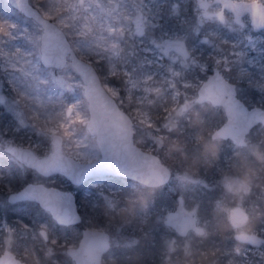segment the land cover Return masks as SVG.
Wrapping results in <instances>:
<instances>
[{
  "label": "rangeland",
  "instance_id": "374dc122",
  "mask_svg": "<svg viewBox=\"0 0 264 264\" xmlns=\"http://www.w3.org/2000/svg\"><path fill=\"white\" fill-rule=\"evenodd\" d=\"M30 2L37 7V0ZM47 4L48 0H42L40 7ZM165 4L161 0H85L86 11L62 9L60 19L68 27L58 26L78 56L101 70L104 87L117 93L115 99L134 122V142L145 151L174 159L167 190H146L124 178L75 186L63 176L43 177L31 169L30 182L72 191L84 200L90 216L99 214L119 222L111 226L112 231L103 229L110 234L113 253L133 249L138 260L147 264H264V244L235 239L236 233L264 238V126L252 129L244 147L214 140L211 133L225 121L224 112L195 101L198 88L217 68L236 85L248 107L264 108V32L253 31L250 24L242 29L232 20L198 23L193 18L198 9L191 15L187 7L176 8L180 16L168 26L159 15ZM0 19H4L1 11ZM8 22L16 27L10 38L0 37V95L4 97L0 158L14 163L19 177H24L26 167L4 152V146L28 147L43 155L49 151L48 137L39 131L45 122L63 121L65 107L77 102L79 111L87 113L88 103L69 57L62 69L41 63L36 43L41 27L26 17ZM174 41L184 42L191 57L164 53V47ZM60 78L72 85L71 91L57 83ZM73 132L87 154L80 162L98 159L95 139L81 128ZM8 180L0 174V254L8 249L22 260H36L30 256L32 246L39 243L38 231L48 230L47 216L36 210L34 225L19 224L14 218L18 204L7 202ZM176 189L186 206L196 209L204 235L179 237L164 224L165 214L177 203L169 191ZM144 196L152 199L144 201ZM107 200L113 201L112 207ZM237 206L249 218L234 229L228 212ZM25 215L21 210V216ZM60 245L57 251L45 253L53 256L52 264H64L57 258L66 250Z\"/></svg>",
  "mask_w": 264,
  "mask_h": 264
},
{
  "label": "snow or ice",
  "instance_id": "6c2138e0",
  "mask_svg": "<svg viewBox=\"0 0 264 264\" xmlns=\"http://www.w3.org/2000/svg\"><path fill=\"white\" fill-rule=\"evenodd\" d=\"M11 3L16 8L22 9L27 12L28 16L33 17L41 24L43 35L40 36L36 42L37 47L42 46L43 55L42 63L50 65L51 60L48 56V50L51 42H55L57 48H62V44L67 42L66 37L61 36V32L58 30L57 25L60 24L63 27H68L64 24V21L60 19V13L62 9L67 8H80L85 11V0H73L69 3V0H48L47 7H40L42 0H37V8L35 11L26 8L25 0H11ZM220 5L219 11L214 14V18L221 23L226 22V12L228 14H234L236 23L240 27H250L264 32V0H217ZM211 5L208 3H201L200 7L205 9L204 16L212 19L213 13L207 11ZM247 14V16H245ZM16 26L4 19H0V37H11V32ZM249 38V43H251ZM171 47V45H168ZM177 51L182 55L187 56L188 53L184 50L183 45H177ZM91 59V56L88 57ZM100 62L99 60L97 61ZM58 67H64L62 61H57ZM74 68L79 71V63L76 58H73ZM214 74L216 79H222L221 74L216 72ZM57 83L67 87L69 91L72 89L70 83H66L63 78L58 79ZM84 95L88 101L87 113H81L79 111V103L67 105L62 113L64 117L63 121H56L54 123L45 122L44 126L39 130L48 137L49 151L41 155L31 149H24L22 147H14L11 144L7 147V153L19 161L21 165L26 166L34 170L38 175L43 177L63 176L72 183H86V176L95 169L110 168L112 161L108 158V153L113 152V155L120 161H126L128 157H131L134 161L139 162L146 160L144 154L133 147V127L129 121L120 117L116 112L115 96L117 93L108 87L100 89L95 88V82L93 84H86ZM202 98L211 99L214 102L216 98L213 97L207 89L201 93ZM2 102V97H0ZM151 127V124L148 125ZM81 128L85 130L89 136L94 138L99 145V152L104 155V159L98 160L96 165H93L90 161L85 165L79 163L80 159H87V154L83 152L82 145L75 137L73 129ZM216 136H223L224 133L217 132ZM168 172L160 167L155 161L152 162V168L144 177L143 182L145 184H158L162 183L167 178ZM133 178H136L133 176ZM243 188L244 186L241 185ZM231 188V185H229ZM19 198H32L38 199L46 211L53 214L56 217V222L61 226H67L77 222L78 216L68 217L67 213L58 215V203L63 199L60 193L56 191H49L44 186L29 185L28 191L21 193L20 197H13L12 200ZM109 207L113 206V201L107 200ZM230 218L235 225L239 224L242 220V215L238 212H232ZM175 216H169L167 218L168 224L176 223ZM191 225L195 224V220L190 221ZM187 227V226H185ZM184 228H181L183 231ZM46 233L41 232V236L46 238ZM92 239L101 240L102 237L97 234H91ZM241 239H249L248 236L242 234ZM53 243H56L53 241ZM253 244H264V239L253 240ZM84 249L79 251H72L70 255L74 258H79L84 255ZM88 261L94 259L91 252L87 253ZM264 256V253H261ZM0 264H15V261L10 255L0 256Z\"/></svg>",
  "mask_w": 264,
  "mask_h": 264
},
{
  "label": "water",
  "instance_id": "95a60500",
  "mask_svg": "<svg viewBox=\"0 0 264 264\" xmlns=\"http://www.w3.org/2000/svg\"><path fill=\"white\" fill-rule=\"evenodd\" d=\"M9 5L20 12L24 17L32 20L34 23L39 25L42 29V25L39 24L38 21H36L33 17L28 16L27 12L23 11L22 9L16 8L14 4L11 3V0H6ZM198 4V8L202 11H205V9L200 7L201 3H208L207 0H196ZM214 2H217V0H214ZM25 5L26 8L31 9L32 11L36 10V6H34L30 0H25ZM235 16V15H234ZM236 21V19H235ZM58 30L61 32L62 37L67 38V42H64L62 44V48H57L55 45V42L50 43V47L48 50V56L49 59L52 61L50 65H45L42 63V55H43V50L42 46L40 47V60L41 63L46 66V67H53L55 69H62L63 67H58L57 66V61H62L64 66L67 64L68 57L70 59V65H73V58L75 57L77 62L79 63V71H77L76 68L73 69L77 72V74L80 76L82 82H83V93L85 91V85L86 84H93L95 82V88L100 89L104 87V84L101 80L100 74L97 71L96 67L89 61L81 58L78 56V54L75 52L73 49L67 35L65 34L64 30L57 25ZM254 31H259L257 29H253ZM43 35V32H42ZM41 35V36H42ZM171 47L166 46L165 51H177V45H183L184 50L188 53L186 47L182 42H174L169 44ZM180 53V52H179ZM184 56V55H183ZM187 56L184 57H188ZM216 72L221 74L219 69L213 68ZM212 70V74L209 75L206 80L200 85V87L197 90V96L195 98V101L198 103H204V102H209L213 106H219L223 109L224 114H225V121L217 127L213 132L211 133V138L212 139H225V140H230L234 145L243 147L247 145V136L248 134L252 131V129L257 126V125H262L264 126V108L259 107V106H254V107H248L242 99H240L237 96V91H236V85L227 80L222 74V79L217 80L216 76L214 74V71ZM207 89L208 92L216 98V101L214 102L211 99L207 98H202L201 93ZM85 96V95H84ZM1 97V96H0ZM87 100V98L85 97ZM115 99V98H114ZM4 98L2 97V102ZM1 103V102H0ZM88 103V101H87ZM115 106H116V112L119 114L120 117H123L127 121L130 122V124L133 127V120L131 116L120 107L118 104L117 100L115 99ZM217 132L224 133L223 136H216L215 134ZM132 139H133V147L136 148L138 151L142 152L144 156L146 157V160H141L139 162L134 161L131 157H128L126 161H120L117 160V158L113 155V152L108 153V158L112 161V166L110 168H104V169H93L87 176V182L95 181V180H100V179H106L110 177H120V178H126L129 180H133L137 183H140L141 185H144L146 187H159L163 186L167 183L170 182L171 176H172V170L169 166H167L161 159V157L153 152L145 151L142 149L139 145H137L134 142V132L132 134ZM96 141V140H95ZM96 144L99 148V145L96 141ZM9 145V144H8ZM4 148V150L7 152V147ZM12 145V144H11ZM14 147H20L17 145H12ZM24 149H30L28 147H22ZM32 150V149H31ZM33 151V150H32ZM104 159V155L100 153V157L94 161H90L93 165H96L98 163V160ZM155 161L160 165V167L164 168L168 172L167 178L163 180L162 183L158 184H145L143 182V179L141 177L146 176L149 174L151 168H152V162ZM19 162V161H18ZM81 164H87L88 162H80ZM26 167V166H25ZM135 176L136 178H133ZM68 180V179H67ZM69 181V180H68ZM70 182V181H69ZM71 184L75 186L82 185L84 183H72ZM42 185L49 191H56L61 194L63 199L58 203V215H63L64 213H67L68 217L72 216H78L79 220L77 222H74L73 224L70 225H77L81 222L82 217L81 214L78 210V203L76 200V196L72 191L68 190H63L58 187H53V186H45L42 183H32L29 182L22 186L21 188L14 190L10 192L7 196V201L11 204H15L21 201H31L35 202L38 204V206L43 209L44 211L45 208L42 206L41 202L38 199H32V198H19L16 200H12L13 197H20L21 193H25L28 191L29 185ZM238 212L242 215V220L239 224L235 225L233 224L230 214L232 212ZM48 212V211H46ZM49 213V212H48ZM51 218L55 220L56 222V217L53 216V214L49 213ZM169 216H175L176 223L173 224H168L167 218ZM248 219V215L246 212L240 207L237 206L235 208H232L229 211V221L230 224L233 227H240L242 226ZM195 220V224L191 225L190 221ZM57 223V222H56ZM58 224V223H57ZM164 224L168 227H170L173 231L177 233L179 237H186L190 232L195 233L196 235H204L205 234V229L203 226L199 224L198 221V216H197V211L195 208H187L184 204V198L182 196L177 197V204L175 208L165 214V219H164ZM60 225V224H59ZM69 226V225H67ZM187 226V227H185ZM181 228H184L183 231H181ZM44 232L47 234V231L45 229H41L40 231ZM97 234L98 236L102 237L101 240H93L91 237V234ZM244 233L237 234L236 237L242 241V242H250L253 244V240L258 239L254 235L250 234H244L249 237V239H241V235ZM45 238V237H44ZM48 237L46 235L45 240H47ZM81 248L84 249L85 254L82 255L79 258V261L77 258H74L73 256L70 255V252L72 251H79ZM111 248V240H110V234L103 230V229H96V228H90V227H85L81 231V236L78 241L77 246L75 247H69L67 248L66 252L67 255L71 258L73 261V264H89L88 261V255L87 253L91 252L92 256L94 259L90 262V264H102L103 258L107 255ZM10 255L13 257L15 264H26L20 259H18L14 253H12L10 250H5L2 255Z\"/></svg>",
  "mask_w": 264,
  "mask_h": 264
},
{
  "label": "trees",
  "instance_id": "16d2710c",
  "mask_svg": "<svg viewBox=\"0 0 264 264\" xmlns=\"http://www.w3.org/2000/svg\"><path fill=\"white\" fill-rule=\"evenodd\" d=\"M167 1V4L163 5L164 8H162L160 15V21L163 24H166L168 26H171L172 24L176 23L175 18L179 17L180 15L176 16V8L183 9L187 7L189 11H191V15H193V5L192 0H187L186 4H183L181 0H161ZM2 2V5L0 7V11L2 15L4 16L5 20L12 21L14 23H17L20 21L21 18H24V16L12 8L9 3L6 0H0ZM171 9V10H169ZM179 13V12H178ZM193 18L195 21L198 19V15L194 14ZM190 27H192L190 25ZM192 29H195L194 27ZM99 74L101 73V70L97 68ZM162 161L168 165L173 167L174 166V159L167 155H162L161 157ZM27 174H25L24 177H19V168L14 165V163L0 158V174L7 176L9 179V183L6 185V192L14 191L25 184L29 183L31 181V170L29 168H26ZM146 190H156L157 188H148L145 187ZM161 190H167V185L159 187ZM5 192V193H6ZM171 197H177L178 196V189L176 190H170L169 191ZM5 196V195H4ZM150 197L144 196V201H149ZM5 200V199H4ZM77 203H81V207L78 208L82 220L77 225H70V226H61L56 224V222L51 218L50 214L43 209H41L37 203L26 201L18 203L17 213L14 215L15 220L19 222V224H22L24 226L29 225L30 223H33V225L37 222V218H35V212L38 210L39 212H43L46 214L48 219V240L45 241L39 233H37V236L39 238V243L32 246L33 251H31L32 257H34L36 260H30V257H25L24 260L29 264H35V263H41L42 261L46 260V264H52L50 261L53 256H45L48 252V250L57 251L58 245L62 242L63 245H60L61 248H66L68 243L77 244L79 237L81 235L82 228L90 227V228H98V229H106L112 231V227L116 226V224L119 222H115L113 218L111 217H105L102 215H91L89 214L88 208L84 202V200H81L79 196H76ZM156 200V199H155ZM8 202V201H7ZM11 206V204H8ZM14 205V204H13ZM21 210L26 211L27 215L21 216ZM35 221V222H34ZM72 231V232H71ZM55 241L56 243H53ZM138 253L133 250H125L123 252L119 253H113V248L111 247L109 254L106 258H104L103 264H147L145 261H139L138 260ZM115 257V261L108 260V257ZM142 256V255H141ZM57 258L60 262L64 264L70 263V258L65 254H59L57 255Z\"/></svg>",
  "mask_w": 264,
  "mask_h": 264
},
{
  "label": "flooded vegetation",
  "instance_id": "af4514ba",
  "mask_svg": "<svg viewBox=\"0 0 264 264\" xmlns=\"http://www.w3.org/2000/svg\"><path fill=\"white\" fill-rule=\"evenodd\" d=\"M208 2H209V4L211 5L208 9H207V11H209L210 13H213V18L212 19H209V18H207V17H205L204 16V11H202V10H200L199 8H198V4H197V2H196V0H192V5H193V9H192V11H194V9L195 8H197L198 10H196V12H195V14H197L198 15V19H197V21L196 22H200V21H203V20H210V21H218L217 19H215L214 18V14L217 12V11H219V10H221L220 9V5H219V3H217V2H214V0H207ZM197 11H199V12H197ZM245 16H247V14H245ZM230 20H232V22L234 23V24H236V25H238V26H240L238 23H236V21H235V16H234V14H228L227 12H226V22L225 23H221L220 21V23L221 24H227V23H229V21ZM249 24H250V21H249ZM254 31V30H253ZM256 32V31H255ZM174 42H182V41H174ZM174 42H170V43H168L166 46H168L169 44H171V43H174ZM183 44H184V46L186 47V44L184 43V42H182ZM166 46L164 47V53H166V54H168V53H170V52H172V53H175L176 55H181V53H179V52H174V51H165V48H166ZM186 49H187V47H186ZM188 51V50H187ZM189 54V56H188V58H190L191 57V54L190 53H188ZM185 58H187V57H185ZM94 65V64H93ZM66 66V65H65ZM95 66V65H94ZM96 67V66H95ZM49 68H53V67H49ZM55 69V68H54ZM96 69H97V67H96ZM98 71V70H97ZM212 74V73H211ZM101 77V76H100ZM208 77V76H207ZM206 77V78H207ZM101 80H102V78H101ZM236 91H237V88H236ZM197 93V92H196ZM1 97H3L2 95H0ZM237 96H238V91H237ZM239 97V96H238ZM4 98V97H3ZM240 98V97H239ZM241 99V98H240ZM4 101V100H3ZM243 101V100H242ZM198 103V102H197ZM204 103H207V104H209V105H211L209 102H204ZM202 104V103H201ZM211 106H213V105H211ZM213 107H219V106H213ZM221 108V107H220ZM123 109V108H122ZM223 110V109H222ZM224 112V111H223ZM225 115V114H224ZM258 126V125H257ZM256 127V126H255ZM214 140H225V139H214ZM230 141V140H229ZM231 142V141H230ZM232 143V142H231ZM233 144V143H232ZM236 146V145H235ZM6 146H4V148H5ZM237 147H239V146H237ZM244 147V146H243ZM4 152H6L5 150H4ZM7 153V152H6ZM8 154V153H7ZM27 168V167H26ZM30 169V168H29ZM32 170V169H31ZM110 178H120V177H110ZM124 179H126V178H124ZM129 180V179H128ZM138 184H140V183H138ZM169 183H167V184H165V185H168ZM83 185V184H82ZM165 185H163V186H165ZM80 186V185H79ZM142 186H144V185H142ZM144 187H146V186H144ZM159 187H162V186H159ZM159 187H148V188H159ZM12 192V191H11ZM178 196H180V195H178ZM177 196V197H178ZM177 197H176V199H177ZM21 202H26V201H21ZM21 202H18V203H21ZM9 203V202H8ZM18 203H15V204H18ZM9 204H11V203H9ZM177 204V203H176ZM184 204H185V201H184ZM185 206H186V204H185ZM187 207V206H186ZM188 208V207H187ZM231 210V209H230ZM229 210V211H230ZM247 214V213H246ZM248 215V214H247ZM249 218V217H248ZM55 221V220H54ZM228 221H229V212H228ZM248 222V219H247V221L243 224V225H245L246 223ZM57 224V223H56ZM229 224H230V221H229ZM59 225V224H58ZM242 225V226H243ZM70 226V225H69ZM230 226L232 227V228H234V229H236V227H233L231 224H230ZM242 226H240V227H237V228H241ZM83 229V228H82ZM96 229H98V228H96ZM205 229V228H204ZM41 230V229H40ZM39 230V231H40ZM46 230V229H45ZM38 231V233L40 234V232ZM47 231V237H48V230H46ZM82 231V230H81ZM175 232V231H174ZM205 232H206V230H205ZM176 233V232H175ZM190 233H193V232H190ZM189 233V234H190ZM177 234V233H176ZM188 234V235H189ZM195 234V233H194ZM237 234H240V233H236L235 234V239H237L239 242H242V241H240L237 237H236V235ZM244 234H246V233H244ZM187 235V236H188ZM251 235V234H250ZM40 236H41V234H40ZM81 236V235H80ZM255 237H257L258 239H264V238H261V237H258V236H256V235H254ZM42 237V236H41ZM44 240H45V238L44 237H42ZM111 238V237H110ZM79 239H80V237H79ZM48 240V239H47ZM47 240H45V241H47ZM79 241V240H78ZM243 243H248V242H243ZM77 244H78V242H77ZM77 244H75V246H77ZM112 247V246H111ZM69 248V247H68ZM111 249V248H110ZM6 250H8V249H6ZM66 250H67V247H66ZM66 250H65V253H66V255H67V252H66ZM5 251V250H4ZM3 251V252H4ZM110 251V250H109ZM3 252L0 254V255H2L3 254ZM12 252V251H11ZM13 253V252H12ZM109 254V252L107 253V255ZM15 255V254H14ZM107 255L104 257V258H106L107 257ZM16 256V255H15ZM68 256V255H67ZM17 257V256H16ZM69 257V256H68ZM18 258V257H17ZM70 258V257H69ZM104 258H103V261H104ZM18 259H20V258H18ZM21 261H23L24 263H26L25 262V260H22V259H20ZM70 260H71V258H70ZM103 261H102V264H103ZM70 262H72V264H73V261L71 260ZM27 264V263H26Z\"/></svg>",
  "mask_w": 264,
  "mask_h": 264
}]
</instances>
